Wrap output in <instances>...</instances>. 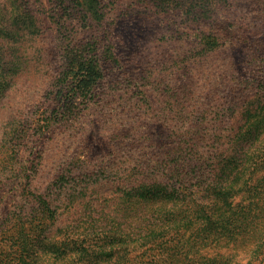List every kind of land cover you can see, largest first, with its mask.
<instances>
[{
  "label": "rangeland",
  "instance_id": "1",
  "mask_svg": "<svg viewBox=\"0 0 264 264\" xmlns=\"http://www.w3.org/2000/svg\"><path fill=\"white\" fill-rule=\"evenodd\" d=\"M69 4L68 0H0L2 57L22 68L30 59L17 87L6 94V100L0 99V255L9 253L8 230L14 215L40 204L46 220L44 234L61 245L58 250L45 249L36 264H105L94 253L74 255L69 250L72 241L102 238L107 214L110 197L104 177L120 135L118 124L102 119L98 108L138 103L143 111L132 119L146 128L139 135L150 137L146 144L160 146L166 114L176 106L169 96L187 83L201 92L209 118L245 83L259 89L264 85L257 78H264V0H106L102 26L99 31L95 27L103 53L112 56L105 60L106 97L88 107L76 99L73 107L81 112L75 123L55 127L38 147V160L26 151L22 128L30 123L29 134H33L46 110L71 96L61 86V56L68 45H83L91 36L89 26L68 20ZM231 25L237 31L235 44L202 56L200 31L208 34L216 26ZM35 30L37 36L32 35ZM24 42H29L26 51ZM20 118L26 122L21 124ZM10 165L17 172L14 182H9ZM33 176L35 183L27 187ZM41 202L47 203L46 208ZM236 254L241 258L244 252L238 249Z\"/></svg>",
  "mask_w": 264,
  "mask_h": 264
},
{
  "label": "trees",
  "instance_id": "2",
  "mask_svg": "<svg viewBox=\"0 0 264 264\" xmlns=\"http://www.w3.org/2000/svg\"><path fill=\"white\" fill-rule=\"evenodd\" d=\"M68 1L72 9L65 14L68 20L89 26L91 36L83 45H68L61 56V86H66L71 96L46 110L32 128L33 134H29L30 123L22 128L26 151L38 160V147L53 129L66 127L80 114L81 110L73 107L76 99L88 107L106 97L105 60L112 56H105L95 31L102 26L106 0ZM215 29L208 34L200 31L202 56L235 44L233 25ZM32 35L37 36L36 30ZM28 43H21L25 51ZM261 57L264 60V51ZM25 61L22 68L0 53V99L6 100V94L17 87V80L29 67L30 59ZM257 78L264 82L263 77ZM244 85L228 97L225 107L212 113V118L201 103V92L191 83L170 95L176 106L166 114L160 146L146 144L150 137L139 135L146 128L136 126L132 119L143 111L138 103L98 108L102 119L118 124L120 135L116 156L108 160L110 169L104 177L110 197L107 214L102 238L72 241L70 252L94 253L92 256L102 257L105 264H264V85L256 90ZM213 101L210 97V103ZM19 122L26 121L20 118ZM14 170L10 165L9 182L16 180ZM34 176L28 178L27 187L35 183ZM41 203L46 208L47 203ZM43 215L40 204L14 215L8 230L9 253L0 255V264H36L45 249H59L61 243L44 234ZM238 249L244 252L241 258Z\"/></svg>",
  "mask_w": 264,
  "mask_h": 264
}]
</instances>
